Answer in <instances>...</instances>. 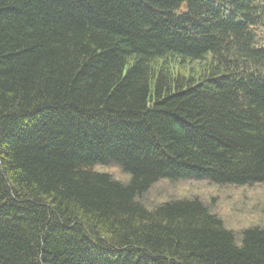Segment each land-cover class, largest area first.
<instances>
[{"label":"trees","instance_id":"1","mask_svg":"<svg viewBox=\"0 0 264 264\" xmlns=\"http://www.w3.org/2000/svg\"><path fill=\"white\" fill-rule=\"evenodd\" d=\"M161 179L264 183V0H0V264H264Z\"/></svg>","mask_w":264,"mask_h":264},{"label":"rangeland","instance_id":"2","mask_svg":"<svg viewBox=\"0 0 264 264\" xmlns=\"http://www.w3.org/2000/svg\"><path fill=\"white\" fill-rule=\"evenodd\" d=\"M211 58L210 53L207 59ZM171 66L185 75H198L203 69L199 61L179 65L173 60ZM94 169L109 173L116 180L124 183L130 180V174L124 172L115 162L106 165L97 164ZM189 197L201 199L209 210L220 217L225 226L235 233L238 242L245 229L255 226L264 227V183L217 185L208 180L161 179L138 200L147 208H154L169 200Z\"/></svg>","mask_w":264,"mask_h":264}]
</instances>
